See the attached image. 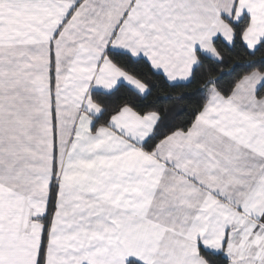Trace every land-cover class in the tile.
Wrapping results in <instances>:
<instances>
[{"label":"snow or ice","instance_id":"1","mask_svg":"<svg viewBox=\"0 0 264 264\" xmlns=\"http://www.w3.org/2000/svg\"><path fill=\"white\" fill-rule=\"evenodd\" d=\"M0 264H264V0H0Z\"/></svg>","mask_w":264,"mask_h":264}]
</instances>
